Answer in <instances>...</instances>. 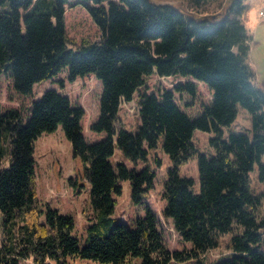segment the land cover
<instances>
[{"label":"trees","instance_id":"trees-1","mask_svg":"<svg viewBox=\"0 0 264 264\" xmlns=\"http://www.w3.org/2000/svg\"><path fill=\"white\" fill-rule=\"evenodd\" d=\"M71 2L84 4L101 31L77 47L65 25ZM246 9V0H228L206 14L154 0H0V75L9 71L14 89L29 95L35 82L53 78L65 66L69 81L94 74L102 92L99 114L89 129L106 132L88 142L81 123L85 108L55 88L33 100L27 116L17 107L0 112V264H19L29 257L36 264H71L73 256L113 264H130L132 257H140L141 264L189 259L210 264L204 253L218 247L225 235L229 252L212 264H264L263 201L251 185L255 165L264 179V89L255 82L257 72L248 60ZM153 73L192 79L160 93H141V123L132 132L117 124L121 102L131 100ZM197 80L207 84L212 98L192 116L179 106L174 90L196 94ZM239 106L250 113V131L223 137V127L235 120ZM59 124L91 186L95 219L83 246L73 234L72 215L38 204L35 142ZM196 129L216 133L210 137L212 155L196 146ZM161 137L172 161L162 213L190 242L182 249L168 248L149 204L133 226L112 216L121 180L130 181L135 204L154 187L157 173L148 159ZM115 141L125 156L142 159L144 166L113 163ZM195 156L198 182L180 173V164ZM154 161L162 163L158 156Z\"/></svg>","mask_w":264,"mask_h":264},{"label":"rangeland","instance_id":"rangeland-1","mask_svg":"<svg viewBox=\"0 0 264 264\" xmlns=\"http://www.w3.org/2000/svg\"><path fill=\"white\" fill-rule=\"evenodd\" d=\"M154 1L172 3L191 12L201 14L216 12L224 6V2H228V0ZM246 4L247 9L244 21L251 33V39L249 40L251 49L248 60L257 72L255 82L261 88H264V8L260 9V12L258 8L261 4L264 6V0H246ZM65 25L67 35L74 47L79 46L83 39H97L101 33L89 11L82 3L71 2L66 4ZM67 74L68 66H65L53 78L35 82L32 93L25 95L14 89L9 71L2 73L0 75V112L10 107H17L23 112L24 116H27L31 102L40 98L46 89L55 88L61 93L68 94L73 103L81 104L85 108V114L81 119V123L86 140L92 142L104 137L106 135L105 131L96 132L89 129L90 123L99 114V100L102 92L100 79L95 77L94 74L89 73L85 76H79L75 81H69ZM62 79L64 85H61L60 80ZM187 79L192 78L177 75L159 76L156 73L148 75L146 83L135 91L131 100H122L117 124H121L130 131L135 132L141 123L139 113L140 94L151 91L160 93L164 88L173 89L175 83ZM174 95L179 106L192 116L200 113L203 106L208 104L212 98L207 84L198 80L196 94L174 90ZM250 128V113L246 108L239 106L237 117L229 125L223 127L222 135L223 137H227L230 131L249 132ZM215 134L214 131L196 129L193 140L200 150L206 152L208 155H212L214 147L210 143V137ZM34 156L39 206L42 209H46L49 205L58 208L63 213L72 215L75 220L73 234L79 239V245L83 246L87 239V227L95 219V210L90 200L91 186L89 181L82 175L81 163L75 160L72 155L71 142L65 135L61 124H59L56 130L42 132L38 136L35 142ZM156 156L161 158V164H157L154 161ZM111 160L113 163L122 161L128 167H136L138 169L142 168L145 164V161L142 159L136 162L125 156L117 146L116 141ZM148 162L155 168L157 173L154 187L149 191L148 196L142 203L135 204L131 200L130 181L126 179L121 180L122 191L121 194L115 195L117 203L112 216L117 221L124 220L129 226H133L134 219L138 215L144 214V206L149 204L156 212L158 225L163 232L168 248L173 250L189 247L190 242L181 238L174 228L172 219L165 218L162 213L166 203L163 196L164 181L167 177V167L172 162L168 153L163 149L162 137L159 139L158 146L150 149ZM180 173L193 176L198 182L197 157L195 156L187 162L180 164ZM258 173V166L255 165V168L251 171V185L255 193L262 195V211H264V179H260ZM41 217L44 218V213ZM2 236L0 226V240ZM228 239L229 235H225L218 247L209 249L204 253V257L208 263H214L221 256L229 252L226 247ZM69 259L71 264H113L112 262L75 256ZM49 261L51 264H55L53 260ZM19 264L36 263L32 257H29L20 259ZM130 264H141L140 257H132ZM171 264H194V260H173Z\"/></svg>","mask_w":264,"mask_h":264},{"label":"crops","instance_id":"crops-1","mask_svg":"<svg viewBox=\"0 0 264 264\" xmlns=\"http://www.w3.org/2000/svg\"><path fill=\"white\" fill-rule=\"evenodd\" d=\"M256 5V4H255ZM256 6H258V5H256ZM258 8H259V12H260V9H262V8H264V6L261 4L260 6H258ZM260 14V13H259Z\"/></svg>","mask_w":264,"mask_h":264},{"label":"water","instance_id":"water-1","mask_svg":"<svg viewBox=\"0 0 264 264\" xmlns=\"http://www.w3.org/2000/svg\"><path fill=\"white\" fill-rule=\"evenodd\" d=\"M264 89V88H263Z\"/></svg>","mask_w":264,"mask_h":264}]
</instances>
